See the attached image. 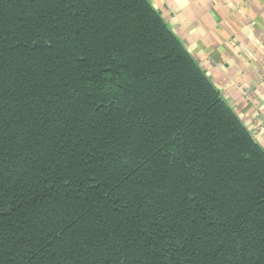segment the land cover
I'll return each instance as SVG.
<instances>
[{
  "label": "trees",
  "instance_id": "1",
  "mask_svg": "<svg viewBox=\"0 0 264 264\" xmlns=\"http://www.w3.org/2000/svg\"><path fill=\"white\" fill-rule=\"evenodd\" d=\"M0 264H264V149L149 0H0Z\"/></svg>",
  "mask_w": 264,
  "mask_h": 264
},
{
  "label": "crops",
  "instance_id": "2",
  "mask_svg": "<svg viewBox=\"0 0 264 264\" xmlns=\"http://www.w3.org/2000/svg\"><path fill=\"white\" fill-rule=\"evenodd\" d=\"M264 149V0H149Z\"/></svg>",
  "mask_w": 264,
  "mask_h": 264
}]
</instances>
